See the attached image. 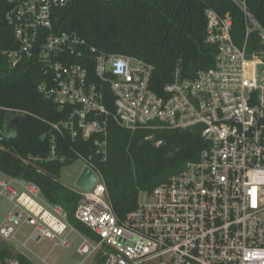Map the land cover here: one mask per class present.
<instances>
[{"label": "built area", "instance_id": "obj_1", "mask_svg": "<svg viewBox=\"0 0 264 264\" xmlns=\"http://www.w3.org/2000/svg\"><path fill=\"white\" fill-rule=\"evenodd\" d=\"M73 1L7 0L18 49L5 55L11 67L23 56L36 58L43 75L37 90L62 116L44 121L47 156H28L25 165L63 162L57 136L92 140L93 153L75 152L66 166L80 162L79 174L87 167L96 177L88 191L68 188L77 196L73 219L97 240L90 245L82 237L77 253L100 264H264V29L244 1L233 0L244 17L243 44L232 38L230 15L206 9L204 41L216 47L213 67L192 78L176 75L159 93L150 86L152 65L108 56L77 35L53 32L55 11ZM109 119L130 132L190 131L205 147L119 217L93 162L107 157ZM1 198L13 205L5 217L9 224L0 229L3 237L13 238L11 225L23 221L33 226L36 242L69 245L66 237L58 239L69 227L66 213L45 202L35 184L0 176ZM0 264L20 263L5 258Z\"/></svg>", "mask_w": 264, "mask_h": 264}, {"label": "trees", "instance_id": "obj_2", "mask_svg": "<svg viewBox=\"0 0 264 264\" xmlns=\"http://www.w3.org/2000/svg\"><path fill=\"white\" fill-rule=\"evenodd\" d=\"M235 1H244L248 14L264 29V0ZM206 9L219 16L230 15L232 38L241 46L244 17L233 0H74L55 11L52 30L77 35L105 55L135 58L152 65L150 86L159 93L176 75L192 78L198 70L213 67L216 47L204 41ZM7 11V0H0V172L35 184L45 202L60 206L69 222L88 234L73 219L77 196L57 178L75 160V152L93 153L92 140L78 138L72 142L68 135L57 136L63 162L34 166L22 162L28 156H47L49 144L43 136L49 127L45 122H57L62 116L37 90L43 75L35 57L23 56L11 67L5 53L17 50L18 45L6 19ZM105 95L106 107L112 110L108 89ZM10 123L14 136L8 139L3 131ZM204 147L200 136L190 131L144 128L130 132L109 119L107 157L93 162L103 177L114 212L123 217L135 208L142 194L150 193L186 162L197 160ZM5 258L32 264L23 255H12L6 249L0 251V260ZM94 264H100L99 259Z\"/></svg>", "mask_w": 264, "mask_h": 264}, {"label": "rangeland", "instance_id": "obj_3", "mask_svg": "<svg viewBox=\"0 0 264 264\" xmlns=\"http://www.w3.org/2000/svg\"><path fill=\"white\" fill-rule=\"evenodd\" d=\"M9 133L12 132V124L10 123L6 128ZM82 168V163L76 162L69 167H64L57 182L65 188H75V181L79 171ZM0 176H4L0 172ZM13 209V205L7 200L0 199V229L9 222L6 221V215ZM63 211L67 212L63 209ZM69 227L58 237L61 239L66 237L69 245L63 247L58 244V240L45 239L41 242H36L31 239L33 226L27 225L23 221L19 224H13V238L3 237L0 234V251L6 249L12 255L21 254L27 258L32 264H94L92 257L85 258L79 255L77 249L82 242V237L85 238L90 245L96 244L97 240L88 232L85 234L81 229L74 227L66 218ZM73 228L74 231H71ZM88 231V230H87Z\"/></svg>", "mask_w": 264, "mask_h": 264}, {"label": "water", "instance_id": "obj_4", "mask_svg": "<svg viewBox=\"0 0 264 264\" xmlns=\"http://www.w3.org/2000/svg\"><path fill=\"white\" fill-rule=\"evenodd\" d=\"M18 122V117L15 119V123ZM6 127V124L4 125ZM4 135L9 139L14 136V133H9L6 129L3 131ZM96 177L94 173L87 167H84L75 181V185L82 190L88 191L94 184Z\"/></svg>", "mask_w": 264, "mask_h": 264}, {"label": "flooded vegetation", "instance_id": "obj_5", "mask_svg": "<svg viewBox=\"0 0 264 264\" xmlns=\"http://www.w3.org/2000/svg\"><path fill=\"white\" fill-rule=\"evenodd\" d=\"M6 126H8V125H6Z\"/></svg>", "mask_w": 264, "mask_h": 264}]
</instances>
